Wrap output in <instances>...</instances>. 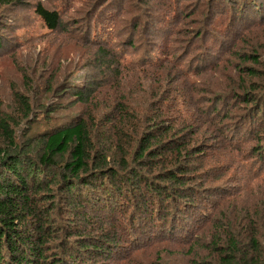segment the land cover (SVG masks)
Masks as SVG:
<instances>
[{"label":"trees","instance_id":"obj_1","mask_svg":"<svg viewBox=\"0 0 264 264\" xmlns=\"http://www.w3.org/2000/svg\"><path fill=\"white\" fill-rule=\"evenodd\" d=\"M13 1L0 0V7L11 6ZM209 5L216 14H226L230 8L231 23H246L253 12L251 23L264 22V0H211ZM35 12L49 31L62 25L59 11L38 3ZM3 26L0 17V53L8 41ZM98 29L95 26L90 44L97 48L93 63L105 80L120 70L122 56L107 48L109 41ZM147 30L145 21L142 32ZM225 44L213 43L194 67L186 61L185 65L175 61L161 64L160 57L149 52L139 62L143 74L130 78L126 86L119 84L125 91L114 92L111 110L97 118L80 113L22 145L16 141L14 117L0 111V137L5 141L0 146V264H111L118 255L130 257L146 248L149 241L164 246L161 242L185 244L183 236L206 221L214 198L231 194V181L238 180V188L241 183L246 182L244 188L249 184L240 171L221 182L228 172L221 159L231 149L243 152L251 135L260 138L259 143L245 151L244 157L264 177V79L262 83L254 81L264 78L262 55L243 57L245 66L238 65L237 71L251 80L240 82L235 92L215 98L213 106L207 104V117L197 119L189 113L191 108L195 110L193 92H198L195 82L189 81L223 64L217 50H228ZM138 46L129 43L131 49ZM168 66H181L175 84L169 78L171 73L166 74ZM140 67L124 64L122 69ZM161 80L167 87L155 91ZM146 84L153 89L148 91ZM47 91L56 94L54 87ZM145 91L149 101L139 112L132 100ZM73 96V102L81 104L95 97L81 90ZM17 98L22 117L28 119L32 108L25 96ZM234 102L246 115L237 114L232 121L234 115L229 110L221 112L220 105ZM53 109L45 105V110ZM211 115L228 121L216 127L220 139L213 153L221 159L214 165L207 149L210 137L202 130L206 121L212 123ZM256 208L240 211L234 220L227 215L225 223L216 224L212 239L201 245L205 255L196 253L191 244L188 251L194 257L190 264H264V208ZM89 214L99 217L96 228ZM78 219H83V224Z\"/></svg>","mask_w":264,"mask_h":264},{"label":"rangeland","instance_id":"obj_2","mask_svg":"<svg viewBox=\"0 0 264 264\" xmlns=\"http://www.w3.org/2000/svg\"><path fill=\"white\" fill-rule=\"evenodd\" d=\"M111 2L112 0H20L18 3L14 0L9 8L0 7V17L4 22L3 31L8 38L7 47L0 53V111L3 116L14 117L16 141L19 145L47 129L66 123L80 113L87 116L91 113L97 118L101 113L111 110L114 92L122 89L125 91L119 84L122 82L123 86H126L130 78L143 74V68L140 67L142 63L139 62L142 56L149 52L158 55L161 64L175 61L178 65H181V62L185 65L187 62V66L194 67L198 60L203 59L200 54L205 53L213 43L218 46L221 41L226 43L228 50H217H220L219 58H222L223 64L211 71L207 69L200 72L189 81H194L193 85L198 90L193 92L195 110L191 108L189 112L197 119L207 117V104L213 106L215 98L218 99L231 90L235 92L240 82L251 80L237 71L238 65L245 66L242 59L246 54L254 53L264 57V22H250L256 12L250 14L249 21L239 24L229 22L230 8L226 10V14H216L215 9L209 5L211 0ZM38 3L47 9L59 11L62 25L56 31L46 29L38 18L35 12ZM7 14L9 18H6ZM145 21L148 30L142 32ZM95 26L99 27L98 33L100 34L99 30L103 31L104 39L109 41L107 48L122 56L120 70L105 80L99 77V69L93 63L97 48L90 43ZM100 39L103 40L102 37ZM132 42L139 44L138 49L129 47ZM124 64H135L140 68L122 69ZM168 67L170 70H167L166 74L171 73L169 78L175 84L179 78L177 74L181 73L178 70L181 66L177 67L178 69ZM263 79L258 77L254 81L262 83ZM60 85L63 86L58 89ZM167 85L168 83L163 81L159 86H155V91L165 90ZM49 87L55 88V95L48 93ZM68 87H72V92H68ZM145 87L148 91L153 89L148 87V84ZM80 90L86 94L90 91L95 96L93 101H87L85 104L73 102V92ZM146 92H139V97L132 100L135 102L132 105L136 106L139 112L147 107L149 94ZM61 93L64 94L60 95ZM17 95L25 96L32 108L33 113L28 119L26 116L22 117L23 110ZM199 98L202 100L196 104ZM45 105L53 106L51 111L55 110L56 113L45 110ZM221 106L222 104L221 112L230 111L229 113L234 115L232 121L236 119L237 114L246 115L244 108L237 102ZM230 106L231 109L228 108ZM211 118L212 123L206 121L202 130L210 137L208 143L211 146L207 149L214 165L216 160L221 159L217 158L218 153H213V148L220 139V133L216 132L219 129L216 127L228 121L214 118L212 115ZM225 128L226 126L223 127ZM259 139H254L251 135L244 145L243 152L231 149L228 150L227 156L221 159L225 160L228 170L221 182L224 183L231 173L240 171L243 179H247L249 184L244 188L242 186L246 182L241 183L242 186L238 188V180L231 181V194L214 198L215 203L208 207L206 221L183 236L187 239L185 244L161 242L164 246L157 241H149L146 248L132 253L131 256L129 254L130 257L118 255L120 258L111 264H157L158 261L163 264H190V258L194 256L193 253L189 255L191 252L188 247L193 244L196 253L205 255L201 245L212 239L216 232L215 225L225 223V216L228 215L229 220H234L242 210L255 211L258 206L263 210L264 177L254 170L255 165L250 163L251 160L244 157V152L256 147ZM4 145L5 141L0 137V146ZM128 211L131 210L128 208ZM88 217H92L96 228L99 217L94 214H89ZM82 221L83 219H78L77 222L83 224ZM262 221L264 222V219Z\"/></svg>","mask_w":264,"mask_h":264}]
</instances>
